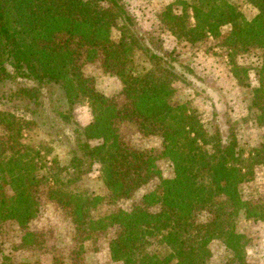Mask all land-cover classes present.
<instances>
[{
    "label": "trees",
    "instance_id": "1",
    "mask_svg": "<svg viewBox=\"0 0 264 264\" xmlns=\"http://www.w3.org/2000/svg\"><path fill=\"white\" fill-rule=\"evenodd\" d=\"M249 1L258 10L251 18L229 0H175L180 13L170 8L162 18L181 41L194 43L210 35L231 50L258 48L262 62L253 88L257 99L264 96V0ZM116 19L130 31L129 41L112 39ZM227 24L231 29L223 33L221 27ZM133 26L120 0H0V101L13 110L27 102L25 108L34 112L43 105L44 90L55 87L66 110L57 106L53 110L64 121L72 122L70 107L81 100L92 113L91 122L73 128L74 147L65 169L74 178L57 179L52 187L39 177L50 148L42 151L21 142L17 120L10 111L0 110V126L7 131L0 140V231L2 224L14 222L22 230L23 246L37 243L38 232L29 224L39 214L37 191L45 184L48 198L65 210L79 231L77 256L83 253L84 242L115 227L109 255L122 264H207L213 255L212 241L232 254L221 264H245L248 237L239 230V221L264 222V203L243 198L241 184L251 174L249 165L260 160L264 165V157H252L244 167L234 137L209 133L194 109L176 103L174 57L139 43L131 33ZM136 48L148 59V68L135 64ZM100 55L104 69L121 84L125 109L96 90L91 77L77 66L79 60L92 61ZM230 57L238 78V67ZM259 109L257 122L264 125V103ZM130 117L145 133L149 128L161 130L158 154L121 140L119 123ZM257 151L264 156V141ZM160 158L172 163V177L162 175L156 163ZM94 163L100 165L109 203L131 196L152 178L159 183L143 193L131 210L118 208L94 217L105 198L72 188ZM200 211L207 213L204 222L194 220Z\"/></svg>",
    "mask_w": 264,
    "mask_h": 264
},
{
    "label": "rangeland",
    "instance_id": "2",
    "mask_svg": "<svg viewBox=\"0 0 264 264\" xmlns=\"http://www.w3.org/2000/svg\"><path fill=\"white\" fill-rule=\"evenodd\" d=\"M229 1L247 18L255 16L258 12L249 0ZM120 3L134 24L131 33L137 37L138 42L148 45L152 51L160 55L174 57L177 73L174 101L186 103L190 109H194L209 133L218 131L223 139L234 137L237 142L236 151L240 152L244 167L249 165L252 157L260 155L262 159L264 156L257 149L264 141V125L257 122V116L260 112L259 107L264 103V96L256 99L253 93V88L258 85V69L262 62L260 50L256 47L231 50L222 45L219 38L210 35L194 43L175 38L162 18L163 13L170 8L173 13H180L181 8L175 4V0H120ZM189 21L193 22V18ZM230 29L229 24L221 27L223 33ZM129 33L124 21L116 19L111 31L112 39L118 41L123 37L129 41ZM230 54L233 63L238 67V78L232 73ZM133 59L140 69L151 65L138 48L134 49ZM77 66L85 77H91L92 86L96 90L109 97L119 108L128 107L119 80L104 69L101 55L92 61L79 60ZM27 84L31 82L27 81ZM42 101L43 105L34 112L25 108L27 102H21L24 107L13 110L7 103L0 101V110L10 111L17 120L21 142L39 146L42 151H45V147L50 148V153L46 155V166L39 171V177L49 186L56 187L55 180L74 178V175L65 169L72 157L70 150L74 144L73 128L75 125L83 127L91 122L92 113L87 102L81 100L70 107L69 115L72 122L64 121L53 110L56 106L58 109L66 110L55 87L44 90ZM137 124L133 117L124 118L119 123L121 140L130 147H143L155 155L158 154L162 149L161 130L149 128L145 133ZM6 135V129L0 126V140ZM53 158H56V162H52ZM261 162L249 165L251 174L248 180L241 184V191L243 198L264 203V165ZM156 163L164 177L173 176L172 163L168 159L160 158ZM99 168L100 165L94 163L92 168L72 185L75 190L86 189L105 198L102 207L93 213L94 217L118 208L131 210L140 202L143 193L154 189L159 183L157 178H152L147 184L136 189L131 196L109 203V192L100 178ZM47 189L45 184L38 187L40 211L29 224L30 230L38 232L37 243L23 246L21 228L14 222L2 224L0 262L122 264L119 261H112L109 255L108 244L116 232L115 227L109 228L107 232H99L84 242L83 253L77 256L81 245L79 231L76 232L65 210L48 198ZM205 215L206 211H200L195 214L194 220L204 222ZM239 230L248 237L245 264H264V222H251L241 218ZM210 249L213 255L207 264H221L232 255L219 241H212Z\"/></svg>",
    "mask_w": 264,
    "mask_h": 264
}]
</instances>
